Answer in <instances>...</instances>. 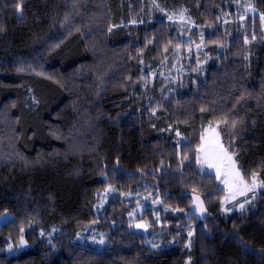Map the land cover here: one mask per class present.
I'll return each mask as SVG.
<instances>
[{
  "label": "trees",
  "instance_id": "obj_1",
  "mask_svg": "<svg viewBox=\"0 0 264 264\" xmlns=\"http://www.w3.org/2000/svg\"><path fill=\"white\" fill-rule=\"evenodd\" d=\"M246 1L0 0V214H13L0 264H264V192L218 213L224 191L196 159L219 123L243 174L264 181V0L243 17ZM158 7L183 12L207 44L196 86L157 77L180 44ZM108 186L161 196L144 216L152 234L128 227L119 195L96 212ZM193 194L212 216L190 210ZM90 225L104 249L76 241Z\"/></svg>",
  "mask_w": 264,
  "mask_h": 264
},
{
  "label": "rangeland",
  "instance_id": "obj_2",
  "mask_svg": "<svg viewBox=\"0 0 264 264\" xmlns=\"http://www.w3.org/2000/svg\"><path fill=\"white\" fill-rule=\"evenodd\" d=\"M244 16L257 14L258 12L254 9L251 0H247L244 3ZM167 15L169 20L176 23V30L178 32V41L180 44L174 46V50H167L165 53L170 52V58L167 57V61L162 67L159 68L157 77L162 81L165 80L167 85H173L175 89L183 88L189 86L192 82L194 86L197 84V78H202L205 73V68L208 63L209 57L206 54V46L203 41V37L196 31V26L192 25L190 21L186 18L183 12L177 15L167 14L166 10L162 7H158ZM242 17V19H243ZM262 27L264 28V16H262ZM153 75V78H155ZM222 125L219 123L209 122L206 123L202 137L201 143L197 148V169L201 173H208L215 177L218 187L224 191V195L220 200L221 210L218 213H241L246 212L251 206V203L264 192V186H261L260 176L258 173H253L256 175V187L253 191H245L243 195L238 194L239 189L233 188L231 191L229 187L222 183L225 180L224 167H221L220 174H217V168L208 167L206 163H202L201 160L205 155L202 149H207L214 147L213 142H217L222 145L223 148L232 156L235 163V169L244 177L248 185L251 186V179L247 178L237 160L235 154L226 146L221 135ZM114 195H119V199H125V208H119L124 211L127 216V222L129 221V228L143 233L144 235L152 234L151 221L144 218L146 211L152 209L151 211H156L155 214L159 213L161 208V196L159 194H153L151 191H140L135 193H123L115 186H108L103 191L99 193L96 212L101 214L102 210L106 206L108 199ZM235 195L234 199H230L231 196ZM254 197V198H253ZM243 204L244 207L241 209L240 205ZM163 205V204H162ZM166 210V209H165ZM212 216V215H210ZM209 216V217H210ZM156 221L161 222L160 216H156ZM13 219V214L10 211H4L0 214V227L8 223ZM58 230H53L52 235H55ZM149 236V235H148ZM76 241L82 245H89L97 250H102L108 245L107 233L100 231L96 226L90 225L85 228V230L79 232L76 236ZM154 246H160L161 241H156ZM27 243L25 240L21 239L17 246L9 245L6 252L12 256L18 254L23 249L27 248Z\"/></svg>",
  "mask_w": 264,
  "mask_h": 264
},
{
  "label": "snow or ice",
  "instance_id": "obj_3",
  "mask_svg": "<svg viewBox=\"0 0 264 264\" xmlns=\"http://www.w3.org/2000/svg\"><path fill=\"white\" fill-rule=\"evenodd\" d=\"M16 9L18 12L21 11V6L19 3L16 4ZM233 127H235V123H233ZM213 143L215 144L214 147L202 149V151L205 152V155L201 162L206 163L208 167L217 168V174H220L221 167L226 165V167H224V175L226 178L222 181V183L226 184L230 191L233 188H238V194L240 195H243L245 191H253V189L256 187V175L252 174L249 177V179L252 181L251 186H249L244 177L235 169V163L232 159V156L229 155L222 145H219L217 142ZM260 184L261 186H264V181H261ZM234 198L235 195L230 197V199ZM243 207L244 205L241 204L240 208L242 209Z\"/></svg>",
  "mask_w": 264,
  "mask_h": 264
},
{
  "label": "water",
  "instance_id": "obj_4",
  "mask_svg": "<svg viewBox=\"0 0 264 264\" xmlns=\"http://www.w3.org/2000/svg\"><path fill=\"white\" fill-rule=\"evenodd\" d=\"M189 208L200 220L206 219L210 216V212L203 198L199 195H192V202Z\"/></svg>",
  "mask_w": 264,
  "mask_h": 264
},
{
  "label": "bare ground",
  "instance_id": "obj_5",
  "mask_svg": "<svg viewBox=\"0 0 264 264\" xmlns=\"http://www.w3.org/2000/svg\"><path fill=\"white\" fill-rule=\"evenodd\" d=\"M75 236V235H74Z\"/></svg>",
  "mask_w": 264,
  "mask_h": 264
}]
</instances>
